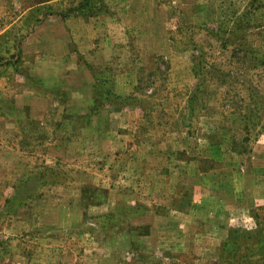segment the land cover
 <instances>
[{
  "label": "rangeland",
  "instance_id": "rangeland-1",
  "mask_svg": "<svg viewBox=\"0 0 264 264\" xmlns=\"http://www.w3.org/2000/svg\"><path fill=\"white\" fill-rule=\"evenodd\" d=\"M79 1L0 0V264H264V0Z\"/></svg>",
  "mask_w": 264,
  "mask_h": 264
},
{
  "label": "trees",
  "instance_id": "trees-1",
  "mask_svg": "<svg viewBox=\"0 0 264 264\" xmlns=\"http://www.w3.org/2000/svg\"><path fill=\"white\" fill-rule=\"evenodd\" d=\"M90 1L91 0H80L79 1L78 6L76 8L80 11L81 14L85 15V14H93L94 13V11H95L94 4L92 2H90ZM99 8H102L101 5H99ZM223 41H224L223 42L224 44H227L229 42L230 43L235 42L232 38H226ZM250 54H254V53L251 52ZM256 56L258 58H260V59H258V62H260L261 64H264V53H261V54L260 53H256ZM201 71L202 70L198 68V70H196V74L200 76L202 74ZM219 74L225 76L224 72L220 71ZM205 79L206 78L201 77L200 82H198V84L196 85V88H195L196 92H199V91L201 92V89H203V87H204V80ZM202 91H204V90H202ZM115 98L119 99L118 96H116ZM128 99H129L128 97H123V100H128ZM256 243H257V252L260 253L262 246H264V240L263 239L259 240V241L256 240ZM242 263H243V261H238L236 264H242ZM262 264H263V262H262Z\"/></svg>",
  "mask_w": 264,
  "mask_h": 264
},
{
  "label": "crops",
  "instance_id": "crops-1",
  "mask_svg": "<svg viewBox=\"0 0 264 264\" xmlns=\"http://www.w3.org/2000/svg\"><path fill=\"white\" fill-rule=\"evenodd\" d=\"M115 2V4L117 5L116 7L114 6L113 10L115 9L116 11H119L118 13L114 14V17L115 16H121V14H123L125 12L126 14V11H124L125 9H128L127 13H129L131 15V13L133 12V6H134V3H133V0H113ZM114 21L116 22L115 25H120V20L118 19H114ZM228 182H231V181H225V183H228ZM224 183V184H225ZM229 186H231L232 184L231 183H228ZM213 200V199H212ZM217 201H220L219 199H216ZM215 201V200H214ZM200 207V206H199Z\"/></svg>",
  "mask_w": 264,
  "mask_h": 264
}]
</instances>
